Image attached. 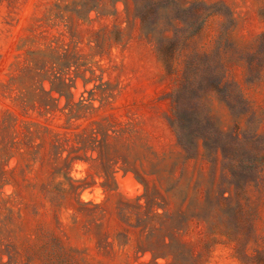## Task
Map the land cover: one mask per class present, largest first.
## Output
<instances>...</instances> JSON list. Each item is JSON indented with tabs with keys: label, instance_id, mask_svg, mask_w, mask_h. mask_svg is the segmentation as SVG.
<instances>
[{
	"label": "rangeland",
	"instance_id": "obj_1",
	"mask_svg": "<svg viewBox=\"0 0 264 264\" xmlns=\"http://www.w3.org/2000/svg\"><path fill=\"white\" fill-rule=\"evenodd\" d=\"M159 1L164 17L214 12L185 54L214 50L229 27L228 80L251 120L223 94L205 104L220 130L264 146V78L249 83L239 61L264 34V0ZM92 2L0 0V220H13L0 264H264V164L242 199L252 230L234 244L233 188L179 145L154 41L123 2L75 15Z\"/></svg>",
	"mask_w": 264,
	"mask_h": 264
},
{
	"label": "trees",
	"instance_id": "obj_2",
	"mask_svg": "<svg viewBox=\"0 0 264 264\" xmlns=\"http://www.w3.org/2000/svg\"><path fill=\"white\" fill-rule=\"evenodd\" d=\"M103 1L111 5L123 2L125 6H131L146 37L154 41L164 71L172 83V90L168 94L171 105L170 125L179 145L190 157H196L201 148L211 161L209 163L214 180L216 172L220 171L221 177L229 182V198H232L233 188L236 222L234 228L225 226L224 233L230 242L238 244L241 231L244 228L250 232L252 230V220L245 218L244 206L247 201L243 203L242 199L249 186L261 181L264 146L255 133L241 134L238 125L230 132L220 130L213 123L205 104L208 97L223 94L235 120H251L248 101L228 80V55L231 51L229 27L221 31L214 50L185 54L189 42L199 34L214 13L211 7L192 3L187 9L182 8L180 12L174 15L169 13L164 17L163 11L167 12L159 0H94L90 6L80 3V9L74 10V13L80 16L84 10L98 11ZM239 61L246 67L249 83L264 78V34L257 39L251 50L239 56ZM221 199L225 201L223 195ZM146 203L149 204L148 200ZM217 207L221 209V203ZM12 222L10 211L0 220L3 227ZM216 229L213 226L211 231L218 232ZM170 246L166 245L167 248Z\"/></svg>",
	"mask_w": 264,
	"mask_h": 264
}]
</instances>
